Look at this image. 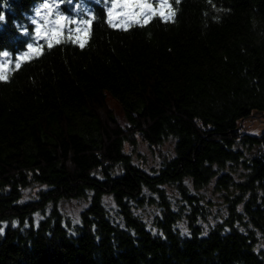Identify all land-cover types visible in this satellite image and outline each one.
<instances>
[{
	"label": "trees",
	"instance_id": "1",
	"mask_svg": "<svg viewBox=\"0 0 264 264\" xmlns=\"http://www.w3.org/2000/svg\"><path fill=\"white\" fill-rule=\"evenodd\" d=\"M45 1L0 0V58L28 49ZM169 1L172 19L126 29L93 3L84 46L0 80V264H264V130L241 126L264 118V0ZM139 140L158 168L134 163ZM212 181L226 214L205 229ZM71 200L88 202L77 222Z\"/></svg>",
	"mask_w": 264,
	"mask_h": 264
},
{
	"label": "rangeland",
	"instance_id": "2",
	"mask_svg": "<svg viewBox=\"0 0 264 264\" xmlns=\"http://www.w3.org/2000/svg\"><path fill=\"white\" fill-rule=\"evenodd\" d=\"M148 3L152 5V11L144 10L141 12L139 8H132L131 10L122 7L125 3ZM93 3L103 4L107 11L109 24L116 25L115 28H129L135 24H146L155 16H159L164 20L172 19L173 15L171 4L169 0H46L43 4L37 7L31 21L35 25V35L33 41L29 44L28 49L19 54L6 52L0 58V74L6 76L7 80L14 70L20 68L24 63L40 56L45 47L51 44L54 46L58 43L71 42L76 45H85L91 33L92 23L94 19ZM44 4H49L50 8H44ZM112 4L120 5L119 7L112 8ZM161 4L165 7L161 8ZM112 12V17L108 13ZM140 13L136 18L131 15H124L126 12ZM39 13V15H37ZM63 17L59 23L56 21ZM170 17V18H169ZM147 20V22H145ZM59 41V42H57ZM51 46V47H52ZM49 47V46H48ZM31 49H38L34 52ZM6 54V55H5ZM106 101L109 108L115 113L119 124L126 128L128 121L125 112L116 99L109 93L106 94ZM164 154H174V142L167 141L162 147ZM156 150H152L147 144L138 141L134 152V163L142 165L146 170L158 168L161 159L155 154ZM214 181L210 183L207 188L202 189L201 193L207 200H211V210L206 212V219L200 217L199 223L205 228H209L220 220L221 215L226 214L225 205L221 198V193L215 190ZM169 197L174 203V207H178L177 202L184 204L179 200L177 191L172 188L167 189ZM178 197V198H176ZM107 202H112L111 198H106ZM157 205V204H156ZM156 205L144 206L137 210L147 222L148 227L154 229V220L159 216V210ZM185 205V204H184ZM88 206L85 200H71L61 203V210L69 216L73 221L77 222L80 219L81 213ZM185 208L190 206L185 205ZM179 228L182 232L187 233V223L183 220L179 223Z\"/></svg>",
	"mask_w": 264,
	"mask_h": 264
},
{
	"label": "snow or ice",
	"instance_id": "3",
	"mask_svg": "<svg viewBox=\"0 0 264 264\" xmlns=\"http://www.w3.org/2000/svg\"><path fill=\"white\" fill-rule=\"evenodd\" d=\"M177 2H178V0H177ZM119 6L120 5L112 4V8H116V7H119ZM43 7L44 8H50V5L49 4H44ZM122 7L125 8V9H129V10H131L132 8H139L141 10V12H143L144 10H148L149 12L152 11V5L148 4V3H140V2H138V3L133 4V3H127L126 2L125 4L122 5ZM163 7H165V5L161 4V8H163ZM37 15H39V13H37ZM108 15H109V17H112L113 13L110 11L108 13ZM124 15H131L133 18H136V17H138L140 15V13H131L129 11V12L124 13ZM170 15H174V13H171ZM0 19H2V17H0ZM61 20H63V17H60L56 21V23H59ZM145 22H147V20H145ZM112 26L115 27L116 25H112ZM57 42H59V41H57ZM48 46L51 47L52 45L49 44ZM81 46H83V45H81ZM31 50L34 51V52L38 51V49H31ZM3 79H6V76L0 74V80H3Z\"/></svg>",
	"mask_w": 264,
	"mask_h": 264
},
{
	"label": "water",
	"instance_id": "4",
	"mask_svg": "<svg viewBox=\"0 0 264 264\" xmlns=\"http://www.w3.org/2000/svg\"><path fill=\"white\" fill-rule=\"evenodd\" d=\"M248 133L258 134L264 130V118L254 115L250 120L241 123Z\"/></svg>",
	"mask_w": 264,
	"mask_h": 264
}]
</instances>
